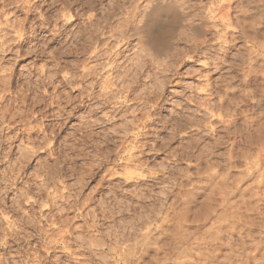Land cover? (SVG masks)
Listing matches in <instances>:
<instances>
[{
	"label": "clouds",
	"instance_id": "clouds-1",
	"mask_svg": "<svg viewBox=\"0 0 264 264\" xmlns=\"http://www.w3.org/2000/svg\"><path fill=\"white\" fill-rule=\"evenodd\" d=\"M0 264H264V0H0Z\"/></svg>",
	"mask_w": 264,
	"mask_h": 264
}]
</instances>
